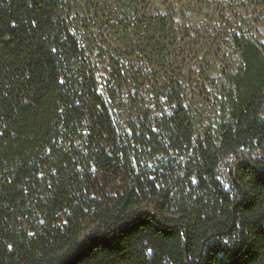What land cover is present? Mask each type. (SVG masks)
<instances>
[{
	"label": "trees",
	"instance_id": "trees-1",
	"mask_svg": "<svg viewBox=\"0 0 264 264\" xmlns=\"http://www.w3.org/2000/svg\"><path fill=\"white\" fill-rule=\"evenodd\" d=\"M214 4L0 0V264H264V35L197 135Z\"/></svg>",
	"mask_w": 264,
	"mask_h": 264
},
{
	"label": "rangeland",
	"instance_id": "rangeland-1",
	"mask_svg": "<svg viewBox=\"0 0 264 264\" xmlns=\"http://www.w3.org/2000/svg\"><path fill=\"white\" fill-rule=\"evenodd\" d=\"M213 1L221 4L222 9H218V5L214 4L209 11L205 7H197L195 12H187L186 15H192V21L197 22L195 26L200 28L199 33L203 41L207 39L214 41L215 26H221L227 33L231 32V36L225 35L224 43L222 40L216 41L215 50L219 52L216 58L217 70L209 72L214 84L209 87L208 94L199 100V117L195 125L197 135L210 131L214 138L218 139L221 128L233 113L236 80L239 78V71L244 61L242 53L239 52L241 41L249 36L255 38L264 35V25L252 21L253 9L245 6V0ZM222 14L231 21L236 18L234 25L230 23L232 25L227 26L226 21L220 17ZM235 36L238 38L236 43L233 39ZM225 166L222 167L224 175L227 170Z\"/></svg>",
	"mask_w": 264,
	"mask_h": 264
},
{
	"label": "snow or ice",
	"instance_id": "snow-or-ice-1",
	"mask_svg": "<svg viewBox=\"0 0 264 264\" xmlns=\"http://www.w3.org/2000/svg\"><path fill=\"white\" fill-rule=\"evenodd\" d=\"M9 247H11V245H9ZM148 251H151V249H149Z\"/></svg>",
	"mask_w": 264,
	"mask_h": 264
}]
</instances>
